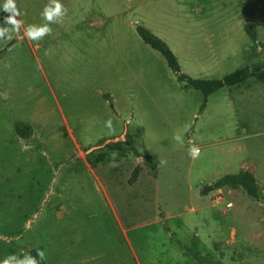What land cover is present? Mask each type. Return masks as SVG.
Returning a JSON list of instances; mask_svg holds the SVG:
<instances>
[{
    "label": "rangeland",
    "instance_id": "374dc122",
    "mask_svg": "<svg viewBox=\"0 0 264 264\" xmlns=\"http://www.w3.org/2000/svg\"><path fill=\"white\" fill-rule=\"evenodd\" d=\"M50 2L0 0V262L264 264V94L223 87L201 108L135 32L191 79L262 76L264 0H58L62 22L29 40ZM244 170L254 196L215 185Z\"/></svg>",
    "mask_w": 264,
    "mask_h": 264
},
{
    "label": "trees",
    "instance_id": "16d2710c",
    "mask_svg": "<svg viewBox=\"0 0 264 264\" xmlns=\"http://www.w3.org/2000/svg\"><path fill=\"white\" fill-rule=\"evenodd\" d=\"M135 32L141 41L148 45L151 49L159 53V55L163 58L167 68L175 75V77L184 82L185 85L189 88H192L196 91H199L202 96V105L204 106L206 102V98L213 92L222 89L226 86H232L242 83L247 77L254 75V73L258 72L259 69L257 67L248 68L243 67L238 70L233 71L230 74L224 75L221 79H191L184 74H181L179 71V67L176 61V58L166 46L164 42H162L159 38L155 37L149 31L145 30L142 27H136ZM244 32L251 39H255V32L253 25L247 23L244 25ZM12 43V42H11ZM256 76V75H255ZM257 78L261 77V75H257ZM111 107V106H110ZM15 132L17 135L22 137L21 130L18 126H15ZM119 143V142H118ZM118 143L111 144V146H117ZM137 168H134L130 174L128 179V183H132L137 176ZM216 186H228L231 188H240L242 189L248 196H254L257 192V186L255 184L253 176L247 171H239L233 175H224L221 177L215 184ZM25 252H30L32 257L37 258L38 264H43L42 260L37 256V252L34 250H24L18 258H22ZM0 264H2L0 262ZM14 264V262H13Z\"/></svg>",
    "mask_w": 264,
    "mask_h": 264
},
{
    "label": "clouds",
    "instance_id": "9594fccd",
    "mask_svg": "<svg viewBox=\"0 0 264 264\" xmlns=\"http://www.w3.org/2000/svg\"><path fill=\"white\" fill-rule=\"evenodd\" d=\"M15 8L14 0H7L5 5V11H9ZM66 13V9H64L63 5L58 2V0H51L50 4L44 8L41 13V17L47 23L43 25H30L26 29V36L29 40H39L42 39L45 35L50 34L51 28L49 24L51 23H60L62 22V18ZM18 14V13H17ZM6 23H12L17 29L19 27V22L14 19V17L10 14L8 18H6ZM7 29H0V38H2L6 34ZM37 256L40 260L44 259V253L38 251ZM38 264V260L35 257H32L30 252H25L22 258H18L15 256H11L4 262V264Z\"/></svg>",
    "mask_w": 264,
    "mask_h": 264
},
{
    "label": "crops",
    "instance_id": "0c3cea01",
    "mask_svg": "<svg viewBox=\"0 0 264 264\" xmlns=\"http://www.w3.org/2000/svg\"><path fill=\"white\" fill-rule=\"evenodd\" d=\"M27 38V37H26ZM247 82H253L250 84H246ZM234 87V89L236 90H243V92L245 93L246 98H248L249 96H251V92H259V94L263 93L264 94V75H262L261 77L257 78L256 76H249L247 77L242 83L237 84V85H232ZM226 87H231V86H226ZM225 88V87H224ZM253 93V92H252ZM239 97H242L244 95H242L240 92L237 93ZM249 95V96H247ZM255 134V132L249 133V135L253 136ZM53 256L55 254V260L54 262L56 264H61L60 263V257L59 253L57 251L52 252Z\"/></svg>",
    "mask_w": 264,
    "mask_h": 264
},
{
    "label": "water",
    "instance_id": "95a60500",
    "mask_svg": "<svg viewBox=\"0 0 264 264\" xmlns=\"http://www.w3.org/2000/svg\"><path fill=\"white\" fill-rule=\"evenodd\" d=\"M211 190V187L210 186H204L203 188H202V191L203 192H208V191H210Z\"/></svg>",
    "mask_w": 264,
    "mask_h": 264
}]
</instances>
